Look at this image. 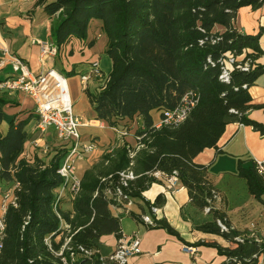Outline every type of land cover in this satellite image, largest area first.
Returning a JSON list of instances; mask_svg holds the SVG:
<instances>
[{"label":"trees","instance_id":"16d2710c","mask_svg":"<svg viewBox=\"0 0 264 264\" xmlns=\"http://www.w3.org/2000/svg\"><path fill=\"white\" fill-rule=\"evenodd\" d=\"M45 18L51 21V37L58 55L73 42L85 44L91 25L101 23L107 40L106 55L112 71L103 88L84 90L96 119L109 127L121 121L140 118L146 131L145 149L138 152L133 171L140 176L126 189L129 198L143 199L153 180L146 176L154 170L177 173L188 191L191 204L200 211L209 209L212 221L198 229L223 238L227 246L216 247L228 264H258L264 257V245L245 233L233 230L226 214L217 207L219 193L204 166L194 159L207 149L217 148L226 126L238 122L264 135V126L250 121L246 114L252 109L249 90L264 75V65L256 61L264 56L259 46L261 33L248 36L235 27L242 8L258 10L264 0H39ZM223 31H220L219 29ZM89 47L93 42L87 43ZM246 69V70H244ZM228 81L221 80L224 73ZM63 74V73H62ZM68 74L67 77H69ZM96 82V81H95ZM194 92L198 103L187 120L175 128L155 131L153 113L177 108L184 95ZM9 99L0 94V126L4 107ZM27 121L13 120L7 133L0 131V183L11 188L20 184L16 193L18 208L10 207L5 215L6 231L0 264H62L47 247L51 239L55 250L64 239L60 221L54 211L62 179L58 175L67 149H60L49 161L22 159L28 141ZM102 170H90L82 179V189L72 200V209L58 207L64 222L73 231V246L98 248L100 239L113 235L122 238L120 218L110 212V200L103 193L101 179L126 170L130 166L122 145ZM237 176L247 183L251 195L264 194V182L253 163L243 167ZM159 196L154 206H161ZM27 222V225H24ZM218 222L227 229L222 232ZM155 228L170 231L164 222ZM240 238L241 241H237ZM99 255L79 257L74 264H102Z\"/></svg>","mask_w":264,"mask_h":264},{"label":"crops","instance_id":"0c3cea01","mask_svg":"<svg viewBox=\"0 0 264 264\" xmlns=\"http://www.w3.org/2000/svg\"><path fill=\"white\" fill-rule=\"evenodd\" d=\"M234 27L248 36L261 33L259 46L264 52V6L255 11L249 7L240 9ZM219 30L223 31L221 28ZM50 38L52 39L51 21L45 18L39 0H0V49H5L24 61L34 75L49 69H56L65 76L71 73L67 80L72 81L70 95L75 104L74 113L84 124L80 128L82 142L96 146L93 153L76 163V174L82 181L88 171L104 169L107 164L105 158L112 157L123 142L135 145L136 132L141 131L143 124L137 118L130 122L121 121L118 128L109 127L96 119L93 107L84 93L85 89L95 92L99 87L98 82L90 81L84 89L80 82V76L89 71L92 62L99 61L101 71L106 77L112 71V62L106 55L107 40L102 34L101 23L94 22L91 25L85 44L73 41L62 55L41 64L40 47L32 44V41L51 44ZM91 41L93 45L89 47L87 43ZM85 55L91 58L85 59ZM256 64L263 66L264 56ZM13 76L10 65L0 69V82ZM0 94H4L10 101L3 109L4 117L0 126L2 134L7 133L13 120L15 123L27 121L25 131L28 141L24 146L22 159L33 162L35 158H39L48 162L58 150L65 148L68 152L69 146L58 139L54 128H49L45 133L38 129L35 103L30 96L21 92ZM249 94L252 105L264 106V75L250 88ZM152 115L154 123L157 122L160 115ZM246 116L250 121L264 126V109H252ZM131 128L135 131L134 138L130 134ZM115 129L127 131L130 135L120 139ZM240 162L245 168L256 162L264 165V135L238 122L226 126L217 148L207 149L194 159L195 164L207 168L219 193L216 205L226 214L231 228L264 245V194L260 198L250 194L246 181L237 176ZM7 187L0 183V216L3 194L10 189ZM159 196L163 198V204L158 214L153 215L151 206ZM142 197L143 199L131 198L132 204L128 207H114L111 201L109 205L111 214L120 218L122 238L129 240L137 237L140 240V252L130 258L128 264L229 263L227 257L221 256L216 247L203 245L214 243L227 246V243L221 236L207 234L198 229L211 222L212 215L196 209L184 187L179 193L171 194L161 183L153 182ZM72 200L68 191L63 192L60 207L71 210ZM135 208L138 212H133ZM122 216L127 218L122 219ZM142 216L150 217L155 223L164 222L170 231L143 224L140 221ZM114 237L108 235L100 239L96 250L102 257H109L115 252L118 240ZM188 248L195 249L196 253L187 252ZM258 264H264L263 256L258 259Z\"/></svg>","mask_w":264,"mask_h":264},{"label":"built area","instance_id":"2783aa9c","mask_svg":"<svg viewBox=\"0 0 264 264\" xmlns=\"http://www.w3.org/2000/svg\"><path fill=\"white\" fill-rule=\"evenodd\" d=\"M32 44L40 47L39 61L41 64L56 58L58 55L57 48L53 44L38 41H32ZM7 65L11 66L14 76L8 77L0 82V93L15 94L21 92L30 96L35 103L38 129L42 133H45L49 128H54L58 139L69 146L67 155L57 172L62 179V186L54 204V211L60 221L59 229L63 231L65 235L58 250L53 248L51 239L47 238L45 243L48 249L60 259L62 264H74L79 257L91 258L94 255L100 256L99 260L102 264H128V260L138 255L140 252V240L137 237H132L129 240L121 238L118 241L115 252L109 257H102L96 249H88L81 245L73 246V237L80 229L73 231L72 227L63 221L58 212L63 192L68 191L71 198L74 200L82 189V182L76 174V163L96 150L95 144H86L82 142L80 128L84 124L74 114L73 102L66 76L56 69L41 71L38 75H34L29 71L24 61L9 54L7 50L0 49V69L5 68ZM221 80L224 82L228 81V74L226 72L221 76ZM90 81L98 82L100 88H103L107 81V77L101 71L99 61L92 62L89 66V71L80 76V82L84 89ZM197 103V94L194 92L186 93L180 105L171 111H164L159 116V120L155 122L152 129L158 131L163 128L178 127L187 120ZM140 129L142 132L146 131L144 125H141ZM115 132L120 139L126 138L129 134L127 131H121L119 129H115ZM145 138V134L135 136L137 142L135 150L128 149L130 166L126 170L116 174V181L114 183V177L112 176L101 179V183L104 184L103 193L110 198L109 200L114 207H128L132 204L131 198L125 194V191L132 182L140 177L135 174L133 167L136 155L139 151L145 149V145L143 144ZM255 165L258 175L264 182V165L260 162H256ZM146 176L151 178L153 182L161 183L166 191L171 194L179 193L183 188L176 172L166 174L163 171L154 170L147 173ZM20 188L19 183H14L12 188L8 189L2 197L0 251L3 248V240L6 231L5 215L10 207L18 208L16 193ZM159 211V206H151L153 215L158 214ZM204 212L208 213L209 209H205ZM140 221L149 227L155 226V222L148 216H142ZM24 225H27V222H25ZM218 225L222 232L228 231L221 222H218ZM236 240L241 241L240 238H236ZM256 242L259 243L258 240H256ZM187 252L194 254L196 250L188 248Z\"/></svg>","mask_w":264,"mask_h":264},{"label":"rangeland","instance_id":"374dc122","mask_svg":"<svg viewBox=\"0 0 264 264\" xmlns=\"http://www.w3.org/2000/svg\"><path fill=\"white\" fill-rule=\"evenodd\" d=\"M86 57H85V59H90L91 58V56H89V55H85ZM67 76V75H66ZM68 86H69V90L71 91V94H72V81H71V79H68ZM71 99H72V97H71ZM72 102H73V111H75V104H74V100L72 99ZM75 114V113H74ZM131 132H130V134L132 135V137L134 136V128H131V130H130ZM129 133V132H128ZM130 134H128V135H130ZM136 134H137V132H136ZM134 138V137H133ZM135 143H137L136 142V140H135ZM123 146L125 147V149H126V151H127V155H128V158H129V152H128V149H130V150H135V147H136V144L135 145H130L129 143H127V142H123ZM137 156V155H136ZM143 206H144V204H142ZM145 207V206H144ZM136 209V208H135ZM138 209H136L135 211H133V212H138L137 211ZM131 211V210H130ZM124 218H127V217H125V216H122V219H124ZM114 239H115V237H114Z\"/></svg>","mask_w":264,"mask_h":264},{"label":"water","instance_id":"95a60500","mask_svg":"<svg viewBox=\"0 0 264 264\" xmlns=\"http://www.w3.org/2000/svg\"><path fill=\"white\" fill-rule=\"evenodd\" d=\"M50 43H51V44L53 43L51 38H50Z\"/></svg>","mask_w":264,"mask_h":264}]
</instances>
